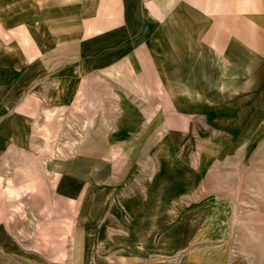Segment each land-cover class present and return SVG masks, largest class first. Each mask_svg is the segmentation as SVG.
I'll return each mask as SVG.
<instances>
[{"label": "rangeland", "instance_id": "rangeland-1", "mask_svg": "<svg viewBox=\"0 0 264 264\" xmlns=\"http://www.w3.org/2000/svg\"><path fill=\"white\" fill-rule=\"evenodd\" d=\"M151 4L0 0V264H264V97L236 122L138 130L123 60L167 48L123 30ZM89 13L90 36L67 28Z\"/></svg>", "mask_w": 264, "mask_h": 264}, {"label": "crops", "instance_id": "crops-1", "mask_svg": "<svg viewBox=\"0 0 264 264\" xmlns=\"http://www.w3.org/2000/svg\"><path fill=\"white\" fill-rule=\"evenodd\" d=\"M150 1L153 12L146 19L142 16L139 25L123 30L133 35L128 46L141 45L144 35L150 32L152 45L167 48L161 52L162 58L154 62L145 55L138 59L127 55L129 59L123 60L134 65L133 68L128 66L130 72H122L121 79L125 94L136 98L135 127L140 130L142 126H157L153 125L154 121H162L163 128H183L188 122L201 121L207 111L223 115L224 121L236 122L243 112H251V95L264 97V87L257 92L252 85L253 79L264 85V0ZM179 1H184L182 6ZM110 12L108 9L105 14ZM93 17L94 14L89 13L82 26L74 22L67 28L76 33L85 32L84 37L90 36V32L97 30V20ZM161 21H168L167 32L162 34ZM112 24V19L106 17L105 27L99 29L111 30ZM66 46L78 45L72 39ZM151 63H166L167 67L157 69ZM261 103L262 107L258 103L259 107L254 109L264 110V98ZM163 113H166L164 123ZM144 142L153 143L154 139L148 135L147 140L138 143ZM106 143L105 140L104 147ZM104 147L102 152L94 148L91 154L106 153ZM150 158L143 155L139 159L141 166L145 161L148 164ZM167 164L166 161L164 168ZM148 188L150 192L157 191V187ZM169 188L163 187L161 191L173 193Z\"/></svg>", "mask_w": 264, "mask_h": 264}]
</instances>
